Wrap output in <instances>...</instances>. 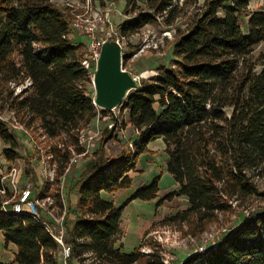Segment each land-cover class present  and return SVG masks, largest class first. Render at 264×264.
Instances as JSON below:
<instances>
[{
	"label": "trees",
	"instance_id": "obj_1",
	"mask_svg": "<svg viewBox=\"0 0 264 264\" xmlns=\"http://www.w3.org/2000/svg\"><path fill=\"white\" fill-rule=\"evenodd\" d=\"M90 1L95 8L108 2ZM119 1L127 19L117 26L118 36L128 38L151 23L162 31L172 28V59L140 80L118 107L136 134L130 149L107 154L104 146L116 135L104 128L99 147L71 181L77 202L75 219L65 222L70 248L65 264H164L160 247L149 241L130 252L114 246L124 207L132 200L158 199L160 176L140 185L119 207L102 196L132 186L137 158L150 154L148 145L157 140L176 186L156 205L185 200L162 219L163 227L197 237L213 225H225L234 213L243 216L219 234L215 248L180 264H264V189L258 185L264 178V55L253 53L264 43V9L250 11L248 0ZM73 10L53 0H0V141L5 145L0 167L21 158L24 144L11 127L14 119L32 140L48 139L56 200L72 152L83 151L77 147L80 132L93 127L98 114L108 113L92 103L82 66L86 40L73 34ZM27 79L30 86L16 94L11 86L21 87ZM6 112L10 121L2 117ZM28 158L24 175L32 179L38 159L33 164ZM11 196L6 190L0 205ZM0 232L4 247L16 249L13 263L57 264L59 246L29 215L0 213ZM142 246L151 251L141 252Z\"/></svg>",
	"mask_w": 264,
	"mask_h": 264
},
{
	"label": "rangeland",
	"instance_id": "obj_2",
	"mask_svg": "<svg viewBox=\"0 0 264 264\" xmlns=\"http://www.w3.org/2000/svg\"><path fill=\"white\" fill-rule=\"evenodd\" d=\"M107 5L112 3L113 5L104 6L95 8L92 6L93 9L102 10L106 15L108 14L110 17L111 25L117 29V26L127 19L125 13L123 12L124 3L123 1L119 0H107ZM53 3H56L59 6H70L74 8V19L81 15L84 12V8L86 4L81 2L80 0H53ZM248 9L250 11L264 9V0H248ZM77 11H80L79 13ZM73 19V21H74ZM242 21L245 22L246 19L242 18ZM158 23H151L144 26L137 34H134L128 38H120L117 36V40H119L122 46V52L126 55V59L123 61V68L125 71L129 72L132 76L138 77V82L140 80H146L155 74V69L159 65H167L172 59V45L174 42V30L168 29L163 30L158 28ZM118 32V29H117ZM74 36L78 37V33H73ZM78 41H85V37H79ZM254 56L258 57L260 55H264V43L258 45L254 49ZM91 70L94 69L93 67ZM142 74V77H139ZM91 87V86H90ZM91 93L93 97V88H91ZM112 113H107L106 116L111 115ZM114 115L122 117L124 120L126 118V113L122 112L121 110L117 109L114 111ZM113 116V114H112ZM3 119L10 121L9 114L3 113ZM106 118V117H104ZM105 120V119H104ZM101 120L98 122V126L100 129V136L98 139L93 140L91 144V148L89 150L92 151L93 147H99L101 142V131L104 128H107V121L108 120ZM13 121L11 122V124ZM16 131V130H15ZM19 135V133L17 132ZM116 135V138L109 140L104 148L107 154H119L122 150L127 149L132 146L133 140L136 138V134L133 129L129 126H124L123 131L120 133L113 132ZM134 135V138L132 136ZM20 136V135H19ZM31 137V135H29ZM23 140V144H24ZM35 143L38 144L40 149L44 152L47 150L49 143L46 141L41 140L38 137L35 140ZM5 145L3 142L0 141V150ZM150 154H142L137 158L136 170L139 171L135 174L132 182V186L129 189L124 190L125 194L122 199L128 197L133 191L137 190L140 185H148L151 181L160 176L158 181L159 187V196L158 199L164 197L167 192L172 188L174 181L172 177L166 173L165 171V159L166 156L164 154V145L160 141H155L149 144ZM96 148V149H97ZM88 154L82 159H89L91 154ZM20 153V163L17 164V167L20 168V172L17 178V184H22V179L31 182L32 187H34V191L41 189V185L43 184V179L41 178L39 165H37V169L35 170L34 177L31 179V174L24 176V170L26 168V160L28 158V154L26 151V146H22L19 150ZM40 151L36 150L34 156L39 155ZM29 160V158H28ZM1 161L2 158H1ZM88 161V160H86ZM35 164V161L32 162ZM84 165V164H83ZM74 168L71 167L70 171ZM69 171V172H70ZM37 173V174H36ZM133 175V174H132ZM23 177V178H22ZM67 176L65 180H63V186L67 184ZM258 185L260 189H264V178L258 181ZM49 195H52L54 188H50L48 186ZM63 194L65 196V205L67 208V218L68 220H74L75 214L73 213V209L77 202V191L74 187L70 188L67 186L63 190ZM151 201H140L138 200L137 204H128L124 208V219L128 222V226L131 227L129 231V242L127 241L123 246L124 251L130 252L133 250L134 245L130 243L132 241V235L135 233L144 230L142 224L138 227L137 221H146L151 220L153 213L156 209H158L157 213L154 215V220L152 221L147 233L148 235H143L141 238L140 244L145 242H150L152 245L159 246L162 251V258L164 264H180L182 260H185L192 254H195V249L197 246H200V243L204 241L209 235H213V237H217L222 230L224 232L223 235L226 234L229 229H232L234 226H237L240 221L243 219V216H236L235 213L232 214L226 224L224 225H213L210 229L205 231L203 234L197 237H189L183 235L176 229H172L170 227H163L161 225L162 219L173 214L177 208H180L184 205L181 199H173L170 202H164L160 207H157V200ZM121 201V202H122ZM260 207H264V201L260 204ZM69 215V216H68ZM69 222L67 221V224ZM143 232V231H142ZM194 241V242H192ZM141 251L148 254L151 251L150 246H142ZM12 250L8 249L7 247L0 246V261H4L5 264H12ZM62 258V257H61Z\"/></svg>",
	"mask_w": 264,
	"mask_h": 264
},
{
	"label": "built area",
	"instance_id": "obj_3",
	"mask_svg": "<svg viewBox=\"0 0 264 264\" xmlns=\"http://www.w3.org/2000/svg\"><path fill=\"white\" fill-rule=\"evenodd\" d=\"M86 4L84 12L77 16L72 22V28L75 32L83 35L86 39V54L85 59L82 61V66L87 72V77L89 78V83L91 88H93V69H95L96 62L99 57L100 49L102 44L110 40L111 37H117V29L114 28L110 23L109 15L105 14L102 10L93 9L90 0H84ZM113 5L112 3L107 6ZM119 44V40L115 39ZM121 46V44H120ZM122 47V46H121ZM124 61V59H123ZM122 61V69L123 68ZM138 81L137 76H132ZM30 86V81L27 79L24 85L21 87H14L15 93L18 94L25 87ZM113 109L108 111L112 113L106 118H102L99 114L96 117L93 127H89L80 132L77 139V147L81 148L83 151L79 154L72 152V156L69 163L65 169L64 176L59 184V199L52 195H49L48 186L51 188L54 185V177L56 172V166L51 162L52 155L48 153L49 147L46 151H42L38 144L29 137V132L24 129L23 126L19 125L13 119L11 127L19 133L21 140L24 141V145L30 152L32 149L40 151L39 155L29 156V161L32 163L33 160L36 162L38 159L39 171L41 178L43 179V184L41 189L34 191L31 182L27 179H22V184H17V178L21 167H17L20 161L17 160L15 163L5 164L4 167H0V179L1 188L0 195H5L6 190L12 195L10 199L3 201L0 205V213L3 216L10 215H29L35 221L41 223L45 231L53 238L56 244L60 248V255L65 263V260L70 256V248L66 245L65 239V222L67 219V208L65 205V196L63 194V180H65L66 175L69 173L72 166H74L79 160L83 159L89 152L93 140L98 139L100 136V129L98 127V122L101 120H108L107 129L113 132L120 133L123 131V125L129 126L120 116L114 115ZM41 140L49 143L45 136H40ZM72 151V149H70ZM25 176V175H24ZM23 178V177H22ZM224 230L220 232L222 234ZM219 236V235H218ZM218 236L215 238L213 235H209L204 241L200 243L195 249V254H200L206 251L208 248H215L218 244ZM194 242V241H192ZM143 252V251H141ZM145 253V252H143ZM146 254V253H145Z\"/></svg>",
	"mask_w": 264,
	"mask_h": 264
},
{
	"label": "water",
	"instance_id": "obj_4",
	"mask_svg": "<svg viewBox=\"0 0 264 264\" xmlns=\"http://www.w3.org/2000/svg\"><path fill=\"white\" fill-rule=\"evenodd\" d=\"M126 54L115 40L105 41L93 73V105L104 111L119 107L126 95L139 88V82L122 69Z\"/></svg>",
	"mask_w": 264,
	"mask_h": 264
},
{
	"label": "crops",
	"instance_id": "obj_5",
	"mask_svg": "<svg viewBox=\"0 0 264 264\" xmlns=\"http://www.w3.org/2000/svg\"><path fill=\"white\" fill-rule=\"evenodd\" d=\"M139 77H142V74L139 76ZM126 119V118H125ZM95 125V124H94ZM93 125V126H94ZM99 127V126H98ZM134 131V130H133ZM132 138H134V135L132 136ZM157 141H160L162 142L161 140H157ZM149 146V145H148ZM91 148V147H90ZM96 146L93 147L92 151H90L89 153L92 154L95 150H96ZM149 149V147H148ZM87 159H84V160H79L75 165H74V168L66 175L67 176V184L65 185V187L63 186V190L69 186L70 187V184H71V181H73L74 179H76V177L78 176L79 172L83 169V164L85 163ZM174 181V180H173ZM175 183L173 184L172 188L169 190V192H171L172 190L175 189ZM134 192V191H133ZM133 192L124 199V201H122L123 197H124V194H125V191L122 190V191H119L117 193H113V194H106V193H103L102 196L104 199L106 200H109V201H112L113 204L117 207L123 205L133 194ZM169 192H167L166 194H168ZM165 194V195H166ZM158 196H159V192H158ZM182 202L185 204V200L184 199H181ZM122 201V202H121ZM138 200H132L131 202H129L128 204H137ZM127 204V205H128ZM126 205V206H127ZM125 206V207H126ZM184 206V205H183ZM124 207V208H125ZM124 211V209H123ZM122 211V215H121V234H120V237L118 238V240L116 241L115 243V247H119L121 246L122 250L124 251L123 249V246L125 245V243L128 241L129 242V239H128V236H129V230H131V227L128 226V222L125 221L124 219V212ZM158 209L155 210V212L153 213V216H152V219L151 220H146V221H137V225L138 227H140L139 225L142 224L141 227L144 228V230L140 231V232H137L135 233V235H132V241H130V243L132 244V246L134 245V248L138 247L140 245V242H141V238L143 235H145L152 223V221L154 220V215L157 213ZM69 223H72L73 220H68ZM0 246H4L3 244V235L2 233L0 232ZM8 249L12 250V258H11V261H12V264H15L13 263V258H14V254L16 252V249L13 245H8L7 246ZM133 248V249H134ZM126 252V251H125ZM183 261V260H182ZM0 263L2 264H5L4 261H0ZM57 264H65L63 259L61 258V255L58 257V260H57Z\"/></svg>",
	"mask_w": 264,
	"mask_h": 264
}]
</instances>
